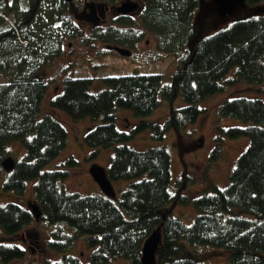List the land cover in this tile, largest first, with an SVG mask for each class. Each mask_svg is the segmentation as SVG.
Here are the masks:
<instances>
[{
	"label": "trees",
	"instance_id": "16d2710c",
	"mask_svg": "<svg viewBox=\"0 0 264 264\" xmlns=\"http://www.w3.org/2000/svg\"><path fill=\"white\" fill-rule=\"evenodd\" d=\"M77 1V0H75ZM124 0H85L84 13L98 23L86 31L68 14L71 5L64 0H0V175L6 171L3 189L23 194L33 180V191L42 216L50 225L65 222L76 233L87 234L91 248L86 262L72 254L49 264H114L119 257L128 264H142V248L150 233L160 227L162 241L156 264H206L197 254L180 257L187 245L208 244L231 249L229 264H264V99L236 96L219 105L224 116L250 120L246 126L219 127L232 138L247 137L248 145L229 172L225 187L203 191L191 197L182 192L191 179L186 173L177 178L179 189L172 193L171 154L166 146L145 149L131 147L127 141L136 131L149 127L154 139L166 130H183L203 111L199 101L221 90V79L237 65V74L250 83H262L264 93V16L249 15L203 36L194 26L196 8L201 0H134L138 2V21L155 35L159 50L171 53L177 67L170 80L162 74L129 73L104 76L105 87L91 92L92 77L67 75L50 100L74 120L85 116L102 120L87 127L84 141L95 155L101 147L113 146L106 173L111 180L133 179L121 191L118 201L105 193L81 194L68 191L63 180L65 168L47 169L67 143L65 126L53 115L39 118L48 87L43 69L64 52L66 36L86 45L104 47L99 53L115 51L108 45L134 49L144 30L134 29L138 22L132 13H118L109 23L107 9ZM255 5L262 0H245ZM84 8V9H85ZM10 17H13L11 20ZM97 43V44H96ZM182 95L185 104L172 107L164 123L140 119L131 131L116 125L117 106L132 109L142 117L151 113L160 98L170 101ZM21 140L26 152L16 160L8 144ZM221 145L211 152L217 159ZM12 156L14 168L6 170L1 162ZM65 163H77L70 155ZM192 180V179H191ZM193 202L198 210L192 223L173 215L170 204ZM253 211L261 217L246 218L233 208ZM35 215L28 206L14 201L0 203V229L15 235L32 222ZM75 233L57 225L49 244L58 251L69 250ZM187 243V244H186ZM25 248L0 239V261L22 258ZM219 264V263H211Z\"/></svg>",
	"mask_w": 264,
	"mask_h": 264
},
{
	"label": "rangeland",
	"instance_id": "374dc122",
	"mask_svg": "<svg viewBox=\"0 0 264 264\" xmlns=\"http://www.w3.org/2000/svg\"><path fill=\"white\" fill-rule=\"evenodd\" d=\"M84 1H74L68 10V14H71L70 16L74 18L75 22L87 31L95 22H98L94 20L95 18L86 16L83 12L86 11L84 9ZM118 13L115 5L109 6L106 20L103 22L109 23ZM131 13L138 21L139 10L137 9ZM94 15L97 17L96 13ZM249 15L264 16V0L255 5H250L246 1L238 3L234 11L227 15H221L218 12L214 0H201L195 11L194 26L201 27L202 35L206 36L237 19ZM10 19L12 20L13 17H10ZM134 27L137 30H144L139 21ZM101 47H104L101 43H98V45H86L80 39L68 35L64 41V52L43 69V75L49 84L41 104L39 118H42L45 114H51L67 130L65 147L45 168L61 167L67 169L69 175L63 180L66 189L81 194L102 191L90 169L92 165L98 164L106 170L114 153V148L113 146L101 147L95 155H92L91 151L93 149L84 141L83 136L87 127L100 123L102 120L101 116L97 119L85 116L74 120L64 110L51 106L50 100L59 90V85L63 83V78L67 75L92 77L89 90L97 92L105 87L102 78L106 75L158 72L162 74L164 81H169L177 67L175 56L159 50L156 45L155 35L147 30H144L143 38L137 42L136 47L134 49L130 48L132 50L130 55H123L117 51L101 55L99 53ZM262 60L264 62V57H262ZM3 80H5V77L0 75V81ZM221 84L223 85L221 90L199 101V106L203 108V111L194 122L189 123L183 130L168 129L164 137L158 140L152 137L151 129L147 127L136 131L133 137L127 141L131 147L136 149H145L150 146H166L169 149L172 175L169 188L172 193L179 189L177 178L183 172L192 179H187L188 183L182 190L188 196L194 197L203 191L213 192L216 187H225L229 182V172L235 165L237 157L248 145L249 138L244 136L229 137L219 127L246 126L252 122L222 115L219 112V105L225 99L236 96L261 97L264 99V93L261 90L262 83L248 82L237 74V65H234L221 79ZM184 104L185 100L181 94L172 101L161 97L158 106L151 113L142 117L135 115L132 109L117 106L115 109V122L118 128L127 131H131L140 119L164 123L172 107H181ZM218 144L221 145L219 157L210 159L212 150ZM8 148L16 160H21L26 152L21 140L11 141L8 144ZM70 155L77 159V163L73 165L65 163ZM5 177L6 171L3 170L0 175V203L14 201L31 208V202H36L33 191L34 181H28L24 193L17 194L3 189ZM132 181L133 179L123 178L112 180L115 192V195L112 196L113 200L118 201L121 191ZM168 208H171L173 215L186 223H192L198 213L192 201L187 204H170ZM233 211L246 218L261 217V215L253 211L242 209L238 206H235ZM57 225H61L66 231L76 234L73 246L64 252L53 249L49 244L51 231ZM87 237V234L76 233L75 229L65 222L50 225L45 220L34 217L31 223L13 236L5 234L0 229L1 240L18 243L26 251L24 257L8 262L0 261V264H49L61 259L65 254L76 255L82 262H86L91 252V248L87 245ZM194 253L206 264L230 263L231 249L208 244H197L194 247L187 245L186 249L180 253V257ZM114 264H128V260L124 257H119L114 261Z\"/></svg>",
	"mask_w": 264,
	"mask_h": 264
},
{
	"label": "water",
	"instance_id": "95a60500",
	"mask_svg": "<svg viewBox=\"0 0 264 264\" xmlns=\"http://www.w3.org/2000/svg\"><path fill=\"white\" fill-rule=\"evenodd\" d=\"M71 6L74 0H64ZM245 0H214L217 10L221 15H227L234 11L236 5ZM138 2L134 0H125L121 4L116 6L119 13L126 14L131 13L138 7ZM108 48H112L123 55H130L132 53L131 49L119 46V45H108ZM1 165L8 171L12 170L15 165V160L12 156L6 157L2 160ZM94 179L98 182L103 193L108 196H114V188L112 185V180L108 177L106 170L103 166L94 164L90 169ZM31 209L36 218L42 216V210L38 202H31ZM162 241V234L160 227L155 228L150 235L146 238L142 248V264H156V253Z\"/></svg>",
	"mask_w": 264,
	"mask_h": 264
},
{
	"label": "flooded vegetation",
	"instance_id": "af4514ba",
	"mask_svg": "<svg viewBox=\"0 0 264 264\" xmlns=\"http://www.w3.org/2000/svg\"><path fill=\"white\" fill-rule=\"evenodd\" d=\"M89 8H85L86 11H84L85 13L91 14V13H96L97 9H92V10H88Z\"/></svg>",
	"mask_w": 264,
	"mask_h": 264
},
{
	"label": "crops",
	"instance_id": "0c3cea01",
	"mask_svg": "<svg viewBox=\"0 0 264 264\" xmlns=\"http://www.w3.org/2000/svg\"><path fill=\"white\" fill-rule=\"evenodd\" d=\"M61 111V110H60ZM62 112V111H61ZM63 113V112H62ZM64 114V113H63ZM66 115V114H65Z\"/></svg>",
	"mask_w": 264,
	"mask_h": 264
}]
</instances>
